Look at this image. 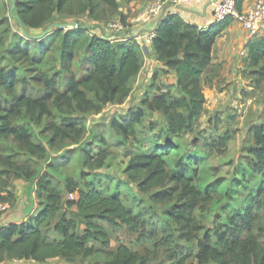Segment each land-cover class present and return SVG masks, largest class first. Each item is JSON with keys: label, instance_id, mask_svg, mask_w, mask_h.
<instances>
[{"label": "trees", "instance_id": "16d2710c", "mask_svg": "<svg viewBox=\"0 0 264 264\" xmlns=\"http://www.w3.org/2000/svg\"><path fill=\"white\" fill-rule=\"evenodd\" d=\"M133 1L9 0V15L29 43L24 46L16 42L9 50L10 58L23 66L21 77L18 72L0 70V146L5 147L0 151V203L12 208L16 203L13 182L25 180L30 182L27 200L33 190L39 208L35 216L23 222L0 226V264L6 261L45 264L51 259L73 263L99 252L109 256V260L102 264H147L140 252L124 243L112 249L111 235L105 226L113 229L126 226L130 231L139 232L140 239L147 241L158 234L156 224L150 221L148 225L142 217L134 214L126 207L120 194L103 196L86 180L79 184L71 177L63 179L64 194L61 193L50 176L39 174L32 167V160L42 162L46 159V147L32 138L26 125L17 123L19 119L38 123L50 116L51 102L55 111L52 118L55 122L51 126L53 137L59 138L61 144H77L65 154L79 148L83 169L94 171L104 167L108 151L97 144L95 148H85L86 141H91L92 137L83 141L85 125L81 116L98 114L107 105H123L131 95L145 53L133 41L112 43L110 36H97L95 28L75 24V28L65 31L55 25L53 30L60 35V69L48 75L38 69L36 58L30 55V46L48 34L32 36L30 33L50 25L55 16L62 19L84 16L98 26L117 19L124 23L121 7ZM244 2L238 0L239 9ZM230 22L228 20L199 32L179 17L160 19L150 49L157 62L175 73L174 88L153 89L158 76L154 73L153 83L146 90L140 106L122 115L121 123L111 126L126 136L132 126L145 118L146 112L160 113L164 119L165 145L152 153L130 154L123 173L129 182L136 185L139 193H151L154 204L171 203L164 215L175 225L178 236L175 232L174 241L194 243V249L185 246L183 250L176 248L175 244L167 264H264L263 242L252 232L255 209L248 207L230 217L222 226H202L195 213L203 208L210 196L195 186L198 172H190L181 157L169 170L164 159V153L171 148L169 139L192 132L203 115L206 103L204 89L216 76L214 73L206 81L207 75L213 72L214 67L219 70L214 50ZM81 41L87 44L86 50L80 59H76ZM245 49L244 65L253 70V86L257 88L264 83V36L249 39ZM38 50L41 54L46 53L51 50V45H39ZM56 78L65 81L60 91L53 90ZM28 79L29 85L32 83L43 88L41 96H30ZM76 114L80 117H75ZM248 133L252 141L246 149L247 167L259 174L264 182V123L250 126ZM231 139L230 133H213L203 144L210 151L221 152ZM67 158L65 162L68 163ZM188 158L193 161L192 156ZM263 193L264 188L258 194Z\"/></svg>", "mask_w": 264, "mask_h": 264}, {"label": "rangeland", "instance_id": "374dc122", "mask_svg": "<svg viewBox=\"0 0 264 264\" xmlns=\"http://www.w3.org/2000/svg\"><path fill=\"white\" fill-rule=\"evenodd\" d=\"M153 1L155 0H135L131 2L133 3L131 7L122 5L120 13L125 17V23L129 29L133 30L132 20L138 15L140 10ZM9 8V0H0V70H12L13 72H18V76L21 77L23 66L10 58L9 50L16 42H20L24 46H27L29 42L25 41L26 38H23L18 25L9 15ZM63 24H77L84 28H95V32L101 29L98 28L101 26L89 22L84 16L74 19H62L55 16L50 25L36 33H30L32 36L48 34L46 38L30 46V55L36 58L34 59L37 61L38 69L48 73V75H52L53 72L60 69L58 58L60 35H57L55 30H53V25ZM92 33L90 32V34ZM112 37L118 38L116 34L112 35ZM246 43L244 47L239 48V56L235 59V63L236 60L241 61V69H231L226 72L219 64L218 71L214 67L213 72L208 74L209 76L207 75L206 81L214 73L216 76L212 81L209 80V85H206L205 89L208 88L207 86L209 88L212 87L215 78L217 86L214 91L212 89L205 91L204 89V94H207L208 97L204 107V117L200 118L201 120L197 122L191 133H183L169 139L171 148L164 153V159L169 170L172 169L174 162L181 157L189 166L190 172L194 170L198 172L194 184L202 193L207 192L210 196L209 201L205 203L203 208L195 213V217L202 226L213 228L215 224L225 225L230 217L244 212L248 207H253L256 211V218L252 232L254 237L258 238L264 245V193L258 194L263 190L264 182L259 174L253 173L247 167L249 158L246 153V149L251 146L252 141V137L248 133L249 127L254 124L264 123V83H261L257 88L253 86L255 84L251 75L253 70L248 69L244 65L247 55ZM39 45H51V50L41 54L40 50L36 51ZM86 46V43L80 42L76 52V59H80L84 55ZM146 62L143 60L139 76L133 82L132 92L125 106L128 108L127 110L125 107L116 108L107 105L98 114L89 113L81 116L85 125L83 141L92 137L91 141H86L85 148H95L97 144L100 148L108 151V157L103 168L94 171L83 169L80 161L82 151H78L79 148L74 149L73 153L65 154L66 150L73 149L77 144L70 142L61 144L59 138L53 137L51 126L55 122V120H52L55 111L51 102L49 104L50 116L44 117L38 123H31L25 119H19L17 123L26 125L32 138L46 147V159L42 162L32 160L34 162L32 167L37 173H46L50 176L61 193L64 194L63 179L71 177L79 184L86 180L103 196L120 194L128 209L142 217L145 223H149L148 225H150V221L156 224L158 234L154 239L147 241L141 240L139 232L130 231L126 226H120L115 229L105 226L111 235L110 245L112 249L118 244L124 243L131 249L140 252L145 257L147 264H167L170 250L175 244L176 248L179 247V250H183L185 246L194 249V243L185 244L174 241L175 225L164 215L171 203L154 204L151 200V193H139L136 185L129 182L123 173L130 154L152 153L157 150V147L165 145L164 119L160 113L145 111V118L140 123L132 126L126 136L111 127L113 123H121L122 117L129 110H134L140 106L146 90L153 83L154 73L158 74V76H156L154 81L153 89L160 87L174 88L171 73L154 67L151 68L150 66L148 69L146 67L148 63ZM150 68L152 74L147 79ZM29 74H32V72H29ZM61 75L64 77V74L61 73ZM56 79V85L53 90L60 91L64 88L65 81L62 78ZM28 82L29 79L27 85L29 86L28 92L30 96H41L43 88L32 83L29 85ZM141 87H143V90L140 92ZM219 91L224 92L225 98L220 97L221 93H218ZM214 99L220 100L219 103H216ZM125 110L126 113L124 112ZM75 117L79 118L80 116L76 114ZM123 124L125 123L123 122ZM213 133H230L232 139L225 150L214 152L206 149L203 144L204 140L208 136L213 135ZM51 144H54V147ZM4 150L5 147L1 145L0 151ZM189 156L193 157V161L188 158ZM66 157H68V163L65 162ZM64 163L67 165L65 166ZM22 181L25 182V180ZM22 188L21 196L24 197L25 186H23V183L19 182V180L13 182L15 194ZM34 198L36 199L35 195ZM38 208L37 205L36 209ZM176 234L178 236L177 232ZM191 253L194 254V252ZM107 260H109L108 254L99 252L88 258H79L73 263L55 259L45 264H102ZM32 263L21 262L16 264Z\"/></svg>", "mask_w": 264, "mask_h": 264}, {"label": "built area", "instance_id": "2783aa9c", "mask_svg": "<svg viewBox=\"0 0 264 264\" xmlns=\"http://www.w3.org/2000/svg\"><path fill=\"white\" fill-rule=\"evenodd\" d=\"M203 5L211 10V23L209 26L193 25L199 32L230 20L240 24L246 33L247 41L252 37L264 36V0H253L246 9H239L238 0H155L145 5L132 20L133 30L129 29L125 22L117 19L107 25H102L95 34L97 36L109 35L112 43L133 41L146 53V50L152 45L160 19L176 16L184 23L192 25L184 21L181 15L182 11L193 6ZM56 26L65 31L76 27L71 24ZM115 34L118 38L112 37ZM8 210L6 204L0 203V216L5 215Z\"/></svg>", "mask_w": 264, "mask_h": 264}, {"label": "crops", "instance_id": "0c3cea01", "mask_svg": "<svg viewBox=\"0 0 264 264\" xmlns=\"http://www.w3.org/2000/svg\"><path fill=\"white\" fill-rule=\"evenodd\" d=\"M253 0H245V2L242 5L243 9H246L252 2ZM133 3H130L129 6L131 7ZM125 14V13H124ZM184 21H187L188 23L195 25V26H209L211 23V10L208 7L203 6H193L189 9H185L181 13ZM148 27V26H147ZM145 27V28H147ZM138 30V29H137ZM142 30V29H141ZM247 42L246 39V33L245 31L241 28L240 24L231 21L229 24L228 29L219 37L217 45L214 50V60L215 63L220 64L225 71H229L231 69H238L242 68L241 61L235 59L238 58L239 56V51L240 47H244V44ZM144 62L147 61L148 65L146 67L149 69V66L151 68H157L159 70H163L166 72H169L172 74L171 78H173V82L175 85L176 82V75L173 71L167 70V68L163 67V65L159 62L156 61L152 49L150 47L146 50V53L144 54L143 58ZM235 66V68H234ZM151 68L149 70V74L147 75V79H149V76L152 74ZM139 76V74H138ZM217 86V81L216 78L213 80L212 87L205 89L206 90H216ZM143 90V87L140 88V92ZM221 93V98H225L224 92H218ZM205 98L208 100L207 94H205ZM129 100V98L127 99ZM127 100L125 103L121 106H114L116 108L118 107H125L127 105ZM216 103H219L220 100L214 99ZM111 106V105H108ZM126 110L128 109L125 107ZM126 110L124 111L126 113ZM123 112V113H124ZM202 118L204 117V114L201 116ZM201 118V119H202ZM199 119V120H201ZM191 133V132H190ZM19 182L23 183L24 188V197H22V190L23 188L19 191L16 192V203L12 208L8 210V212L0 217V226L6 225L9 223H20L25 220H27L30 217L35 216L36 214V203L37 200L34 198V192L32 190L31 192V197L29 200H27V188L29 186L28 182H24L22 180H19ZM35 188V186H33ZM36 201V202H35ZM55 259H51L48 261H52ZM47 261V262H48ZM21 262H30V261H6L2 264H16V263H21ZM32 263V262H30ZM33 264V263H32Z\"/></svg>", "mask_w": 264, "mask_h": 264}, {"label": "water", "instance_id": "95a60500", "mask_svg": "<svg viewBox=\"0 0 264 264\" xmlns=\"http://www.w3.org/2000/svg\"><path fill=\"white\" fill-rule=\"evenodd\" d=\"M53 26H55V25H53ZM53 26H52V27H53ZM71 26H73V27H74V26H75V24H71Z\"/></svg>", "mask_w": 264, "mask_h": 264}]
</instances>
